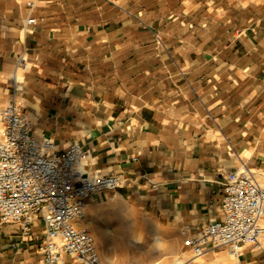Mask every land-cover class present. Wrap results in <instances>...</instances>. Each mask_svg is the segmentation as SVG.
<instances>
[{
    "label": "crops",
    "instance_id": "crops-1",
    "mask_svg": "<svg viewBox=\"0 0 264 264\" xmlns=\"http://www.w3.org/2000/svg\"><path fill=\"white\" fill-rule=\"evenodd\" d=\"M14 76L39 139L77 141L82 176L122 179L87 197L107 264L157 231L186 246L221 218L230 171L264 181V0H0V106ZM43 229L0 221V264H43ZM235 258L264 264V236Z\"/></svg>",
    "mask_w": 264,
    "mask_h": 264
},
{
    "label": "built area",
    "instance_id": "built-area-1",
    "mask_svg": "<svg viewBox=\"0 0 264 264\" xmlns=\"http://www.w3.org/2000/svg\"><path fill=\"white\" fill-rule=\"evenodd\" d=\"M28 16L26 23H35ZM17 65L25 67L18 55ZM16 77L7 104L0 106V221H18L26 237L41 221L43 264H65L67 257L81 264H103L97 239L84 222L90 193L121 185L117 174L82 176L78 164L86 150L77 141L58 152L55 142L39 139L29 114L17 101ZM222 215L204 223L186 238L188 257L167 264H187L207 249H226L238 255L244 244L259 247L264 236V181L255 171L240 167L224 176ZM40 233H37L38 236Z\"/></svg>",
    "mask_w": 264,
    "mask_h": 264
},
{
    "label": "rangeland",
    "instance_id": "rangeland-1",
    "mask_svg": "<svg viewBox=\"0 0 264 264\" xmlns=\"http://www.w3.org/2000/svg\"><path fill=\"white\" fill-rule=\"evenodd\" d=\"M88 208V206H87ZM89 214L87 209L86 224L90 227ZM93 231V230H92ZM97 239V238H96ZM183 238L179 232L168 231L137 236L135 240L128 239L121 242V248L111 255V261L114 264H167L177 257H187L190 251L183 246ZM207 250L208 255H200L198 258L192 257L187 264H238L236 258L224 249ZM103 264H107L102 255Z\"/></svg>",
    "mask_w": 264,
    "mask_h": 264
},
{
    "label": "bare ground",
    "instance_id": "bare-ground-1",
    "mask_svg": "<svg viewBox=\"0 0 264 264\" xmlns=\"http://www.w3.org/2000/svg\"><path fill=\"white\" fill-rule=\"evenodd\" d=\"M86 215H87V211H86ZM85 220H86V217H85ZM84 220V222L86 223V221ZM88 223H90V220L88 221ZM207 250H209V251H211L210 249H207ZM207 250L203 253V254H205V255H208V254H206L207 253ZM190 253H191V251H190ZM202 254V255H203ZM231 255V254H230ZM188 256H190V254L188 255ZM187 256V257H188ZM233 256H235V255H233ZM199 256H197L196 258H198Z\"/></svg>",
    "mask_w": 264,
    "mask_h": 264
}]
</instances>
